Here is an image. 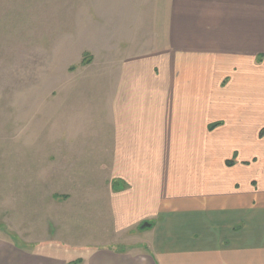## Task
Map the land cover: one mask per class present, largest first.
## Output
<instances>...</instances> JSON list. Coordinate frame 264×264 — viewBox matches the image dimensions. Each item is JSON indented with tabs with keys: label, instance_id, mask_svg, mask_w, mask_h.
<instances>
[{
	"label": "crops",
	"instance_id": "obj_1",
	"mask_svg": "<svg viewBox=\"0 0 264 264\" xmlns=\"http://www.w3.org/2000/svg\"><path fill=\"white\" fill-rule=\"evenodd\" d=\"M146 1L108 67L100 129L64 147L85 174L61 170L70 196L34 246L0 225V264H264V0ZM70 214L100 224L81 234Z\"/></svg>",
	"mask_w": 264,
	"mask_h": 264
},
{
	"label": "rangeland",
	"instance_id": "obj_2",
	"mask_svg": "<svg viewBox=\"0 0 264 264\" xmlns=\"http://www.w3.org/2000/svg\"><path fill=\"white\" fill-rule=\"evenodd\" d=\"M136 6L137 0H0V225L13 219L31 246L49 236L44 223L54 202L70 196L61 170L86 172L85 154L72 169L64 147L78 141L79 131L85 143L105 112L103 84L116 78L108 67L118 59L120 36L133 32ZM139 30L152 31L149 24ZM70 216L82 220L73 227L81 234L100 224L87 214Z\"/></svg>",
	"mask_w": 264,
	"mask_h": 264
},
{
	"label": "trees",
	"instance_id": "obj_3",
	"mask_svg": "<svg viewBox=\"0 0 264 264\" xmlns=\"http://www.w3.org/2000/svg\"><path fill=\"white\" fill-rule=\"evenodd\" d=\"M90 60H91V58H89L88 60H84L83 63H84V64H85V63H89ZM62 197L67 198L68 196H67V195H63ZM76 263H79V260H76V261L71 262V263H69V264H76Z\"/></svg>",
	"mask_w": 264,
	"mask_h": 264
},
{
	"label": "water",
	"instance_id": "obj_4",
	"mask_svg": "<svg viewBox=\"0 0 264 264\" xmlns=\"http://www.w3.org/2000/svg\"><path fill=\"white\" fill-rule=\"evenodd\" d=\"M151 223H149V222H144L143 224H142V226H141V228L142 229H145V228H147V227H151Z\"/></svg>",
	"mask_w": 264,
	"mask_h": 264
}]
</instances>
